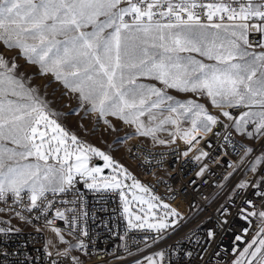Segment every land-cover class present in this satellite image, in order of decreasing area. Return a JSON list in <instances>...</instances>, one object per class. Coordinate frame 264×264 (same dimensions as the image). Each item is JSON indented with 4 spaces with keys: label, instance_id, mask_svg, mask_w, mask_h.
I'll use <instances>...</instances> for the list:
<instances>
[{
    "label": "snow or ice",
    "instance_id": "obj_1",
    "mask_svg": "<svg viewBox=\"0 0 264 264\" xmlns=\"http://www.w3.org/2000/svg\"><path fill=\"white\" fill-rule=\"evenodd\" d=\"M253 30L260 34L259 40L250 41ZM0 42L8 50H19L21 58L39 66L41 75H50L76 94L77 101L89 105V112L98 113L112 130L116 126L109 116L135 125L140 136L160 144L174 143L178 136L191 144L197 133L211 132L219 118L203 104L175 101L165 91L174 89L206 96L218 109H249L238 117L228 111L221 115L234 121L242 136L264 138V51H250L264 49V0H0ZM18 68L15 60L9 62L0 53V202L7 204L9 197L14 203L22 202V194L27 193V210L43 214L52 208L47 194L64 193L76 176L87 177L92 181H85L87 187L100 190L95 181L102 169L88 167L86 152L102 158L105 167H112L113 160L98 149L79 146L75 135L50 119L47 101L39 89L26 86ZM142 79L164 88L138 82ZM166 103L167 107H162ZM145 115L149 116L148 125L141 120ZM185 122L191 127L182 128ZM166 125L175 130L169 131ZM49 128L54 133L51 137L47 136ZM163 131H168L171 141L158 139L157 133ZM4 142L15 147H6ZM244 151L249 154L253 149ZM73 156L75 164L69 163ZM33 157L34 163H21ZM50 159L55 164H49ZM261 163L264 159H257L249 170L256 172ZM122 172L130 178L126 169ZM199 174L203 175V170ZM104 179L105 189L122 187L115 176ZM131 187L149 191L139 181ZM239 187L247 189L249 184L241 182ZM251 187L259 190L253 195L264 203V173ZM120 194L123 198L124 193ZM132 199L147 204L141 211L148 215L154 207L152 200L157 198L133 195ZM128 203L125 199L129 226L143 228L144 218L136 215L139 223H134ZM247 203L253 205L252 200ZM163 208L169 209V205ZM241 213H245L244 219L256 217L261 228L235 264H264V211L241 209ZM56 216L66 220L59 211ZM167 216L179 213L171 209ZM147 226L157 232L169 227L163 222ZM9 231L13 229L0 228V232ZM52 231L62 243H68L59 228ZM79 246L86 248L83 242ZM70 250L58 255L67 256ZM7 255L0 250L4 259ZM159 256L162 261L164 253Z\"/></svg>",
    "mask_w": 264,
    "mask_h": 264
},
{
    "label": "built area",
    "instance_id": "obj_2",
    "mask_svg": "<svg viewBox=\"0 0 264 264\" xmlns=\"http://www.w3.org/2000/svg\"><path fill=\"white\" fill-rule=\"evenodd\" d=\"M249 39L259 40L260 34L253 30ZM245 110L232 108L231 113L238 117ZM248 130H253L251 124ZM263 145L264 140L251 148L226 117L219 118L187 156L180 144L132 143L126 153L129 171L179 213L175 225L159 232L128 229L121 190L86 189L81 177L64 193H48L52 208L43 214L27 210V193L18 203L9 197L7 204L0 202V228L13 231L0 232V250L8 254L7 259L0 256V264H145L149 257L156 264H235L261 228L256 217L244 219L241 209L264 211L261 198L253 195L259 190L251 187L264 173V163L256 172L249 170L264 159L259 152ZM245 148L253 151L246 154ZM98 160L91 157L90 168L98 167ZM241 182L249 188L241 189ZM57 211L66 220L59 219ZM53 228H59L68 243H62ZM69 248L67 256L58 255Z\"/></svg>",
    "mask_w": 264,
    "mask_h": 264
},
{
    "label": "rangeland",
    "instance_id": "obj_3",
    "mask_svg": "<svg viewBox=\"0 0 264 264\" xmlns=\"http://www.w3.org/2000/svg\"><path fill=\"white\" fill-rule=\"evenodd\" d=\"M87 30L91 31V29H87ZM251 50H255L257 52L264 51V49H260V48L250 49V51ZM0 53H2L3 58L9 62L15 60V62L19 65V68L17 69V74L18 75L23 74V78L25 79L26 86L39 89L41 98L47 101L48 109L50 113L54 117H56L61 122L62 125L65 126L69 134L75 135L77 137L79 146H82L84 148L92 147L98 149L99 151L104 152L106 155H109L112 158L113 166L105 167V161L102 158L90 152L85 153V155L88 157L87 162L89 168H90L89 160L91 157H96L99 160L103 161L102 165H98V167L101 168L102 171L99 174H96L97 179L95 181V183L98 186H100V188H103V184L106 182L104 179L105 177L111 178L115 176L118 180L122 182V187L120 189H115V190H121V192L124 193L123 210H124L125 199H127V201L129 202L128 203L129 212L133 214L130 218L134 223H139L138 221L135 220V216L140 215L144 218L145 221V226L143 228H149L147 226L148 224H159L162 222L167 223L169 227L176 224V222L179 220L178 216L165 217V213L173 208H171L169 203H167L161 197H158L145 183L139 181L141 185L149 189V191L147 192H141L139 189H134L131 187L134 181H138V179L134 177L133 173H131L128 168V162L126 161V153L128 152L129 146L127 147L126 142L129 141L130 139L138 137L139 138L138 141L132 140V142L143 143L147 145L162 146V145L182 144L179 143V141H182L184 144H187L186 146L192 147L195 145V142H197V140L199 141V139H197L195 142H192L191 144H188L178 136L174 143L160 144L158 143L157 140H153L151 137L140 136L136 131L135 125L124 124L122 121L117 120L115 117L109 116L107 119L116 126L115 130H112L108 127V125L104 124L103 119L99 117L98 113L89 112V107H90L89 105L87 104L81 105L76 99V94L70 93L67 89L63 87L61 83L55 81L50 75L49 76L41 75L38 65H31L25 59L21 58V54L19 50L17 49L8 50L3 44V42H0ZM206 62L213 63L212 61H206ZM138 82L145 84H156L157 87L164 88L163 85L147 79H142ZM165 91L166 94L172 96L175 101H179V102H187L190 100L195 101L196 103L203 104L211 115L217 116L218 118L223 117L219 112V110H217L218 108H215L211 104L209 98H207L206 96H197V94L195 93H191V92L184 93V92L176 91L174 89H165ZM162 107L166 108L167 103ZM248 110L249 109H246L245 111ZM154 111H159V110H154ZM165 115H167L166 112ZM141 120H143L146 125L150 123L148 115L141 117ZM165 127L169 131L175 130L171 125H166ZM181 127L187 129L191 127V124L185 122L181 125ZM199 134L205 135V133L203 132H199ZM47 136L51 137L49 131H47ZM239 136L247 144H249L251 148H254L255 144L264 140V138L260 139L259 137L248 138L247 136H242L240 133ZM157 137L158 139H163L165 141L172 140V137L168 134V131L157 133ZM4 143L6 147H15L9 142H4ZM53 144H55L54 141ZM259 152L261 153V155H264V145L261 147ZM60 155L62 157L63 152H61ZM34 162H35L34 157L29 158V160L27 161H21V163H34ZM69 163L75 164L74 156L72 157V159L69 160ZM49 164H55V161L50 159ZM56 166L59 167V165ZM122 169L127 170V175L130 178H125L126 174L122 172ZM76 177H80V176H76ZM86 180L89 183L92 182L87 177L82 178V181L85 182ZM107 182H111V181H107ZM85 187L86 189H90L87 187L86 183H85ZM133 195L142 196L144 197L145 200H149L152 197H156L157 199L152 200V203L154 205L152 212L149 213L148 215H145V213L142 212L141 209L142 208L147 209L148 205L140 204L138 201H134L132 199ZM164 204L169 205V209H164L163 208ZM125 215H126V222L128 229H137V228H131L129 226L128 223L129 216L127 213H125ZM152 260L156 261L155 258H152ZM145 264H150V261L148 260Z\"/></svg>",
    "mask_w": 264,
    "mask_h": 264
},
{
    "label": "bare ground",
    "instance_id": "obj_4",
    "mask_svg": "<svg viewBox=\"0 0 264 264\" xmlns=\"http://www.w3.org/2000/svg\"><path fill=\"white\" fill-rule=\"evenodd\" d=\"M217 110H219L220 113H221L222 111H228V112H231L232 108L217 109ZM204 137H205V135H201V134H199V133L196 134V140L199 139V142H200L201 140H203ZM132 140H133V141H138L139 138H138V137H135V138L130 139L129 141H127V142H126V143H127V147L130 146L132 143H134V142H132ZM196 140H193L192 142H195ZM135 143H136V142H135ZM179 143H182V144H180V145L183 147L184 151L187 152V153L190 152L191 150H193L194 147L196 146V144H198L197 142H195V145H194V146H192V147H188V146H186L187 144H184L182 141H179Z\"/></svg>",
    "mask_w": 264,
    "mask_h": 264
},
{
    "label": "crops",
    "instance_id": "obj_5",
    "mask_svg": "<svg viewBox=\"0 0 264 264\" xmlns=\"http://www.w3.org/2000/svg\"><path fill=\"white\" fill-rule=\"evenodd\" d=\"M50 119L55 120V121H56L58 124H60L64 129H66L65 126L62 125L61 122H60L56 117H54L53 115H50ZM48 131H49L50 136L54 135V133L51 131L50 128L48 129ZM65 131H67V129H66ZM69 143H70V141H69Z\"/></svg>",
    "mask_w": 264,
    "mask_h": 264
},
{
    "label": "water",
    "instance_id": "obj_6",
    "mask_svg": "<svg viewBox=\"0 0 264 264\" xmlns=\"http://www.w3.org/2000/svg\"><path fill=\"white\" fill-rule=\"evenodd\" d=\"M102 164H103V161L102 160H98V165H102Z\"/></svg>",
    "mask_w": 264,
    "mask_h": 264
}]
</instances>
